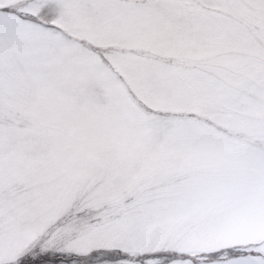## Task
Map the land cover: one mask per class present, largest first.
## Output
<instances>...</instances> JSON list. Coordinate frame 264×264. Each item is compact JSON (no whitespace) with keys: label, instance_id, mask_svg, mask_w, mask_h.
Listing matches in <instances>:
<instances>
[{"label":"snow or ice","instance_id":"snow-or-ice-1","mask_svg":"<svg viewBox=\"0 0 264 264\" xmlns=\"http://www.w3.org/2000/svg\"><path fill=\"white\" fill-rule=\"evenodd\" d=\"M0 264H264V0H0Z\"/></svg>","mask_w":264,"mask_h":264}]
</instances>
